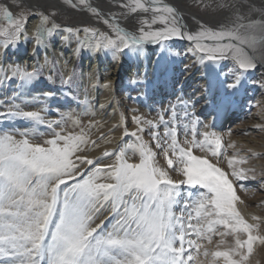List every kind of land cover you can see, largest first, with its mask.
I'll return each mask as SVG.
<instances>
[{"label":"snow or ice","instance_id":"snow-or-ice-1","mask_svg":"<svg viewBox=\"0 0 264 264\" xmlns=\"http://www.w3.org/2000/svg\"><path fill=\"white\" fill-rule=\"evenodd\" d=\"M66 2L72 8L87 9L107 25L108 32L89 26L63 29L66 34L61 36L62 41L79 37L81 32L100 37L84 41L94 52L110 50L118 54L144 42L176 38L187 39L193 45L189 51L194 55L199 53L201 61L231 57L239 71L252 69L259 59H264V6L259 10L250 6V11L259 14L254 19L240 15L234 6L221 5L222 9L233 10L234 19L218 26L200 23L196 31H189L175 6L161 0H130L120 6L132 14L151 12V18L140 20L136 31H128L117 22L115 13L105 14L87 0ZM32 15L39 16L34 34L35 50L61 29L52 14L33 12ZM3 19L8 25L0 28L3 37L0 48L5 50L26 34L28 15L16 16L4 7ZM156 24L162 27L153 28ZM82 50L83 46L76 52ZM45 66H49L51 74L47 78L52 81L56 63L47 59L44 64L32 65L30 71L28 66L16 65H9L4 71L11 72L10 78L19 77L24 82L43 75ZM73 75L66 79L61 75V83H74ZM90 75L94 77V73ZM238 79L237 76L230 86H235ZM112 85L113 81L108 80L104 86L111 89ZM103 107L101 104L100 108ZM175 107L166 110L174 117ZM41 112L21 111L17 105L15 111L8 110L0 116H21L50 128L61 123L46 121ZM188 115L185 112V117ZM133 119L137 125L159 127V123L150 120ZM163 122L165 132L150 131V135L166 157L169 151L175 155V163L167 158V165L182 174L184 179L179 183L163 167L157 166L155 153L143 142L138 145L139 162L130 163L124 148L89 159L82 154L85 151L82 145L88 144L82 133L56 132L51 139L39 143L30 141L28 130L0 132V264H200L192 253H199L201 248L204 257L213 258L212 264H218L216 258H223V264H246L254 243L257 240L264 243V236L253 235L260 225L249 223L237 208L239 197L228 173L207 154H193L195 148L201 152L208 150L213 157L222 155L218 151L222 146L221 137L207 131L202 134L193 131L192 139L185 140L188 146H180L178 125ZM144 131V127H138L130 135L139 140L138 133ZM187 134L186 131V137ZM197 135H202L203 140H197ZM112 157L115 159L111 163L101 164L103 159ZM246 159L241 158L239 162L244 163ZM235 161L236 156L228 157L229 168H233ZM245 171L233 170L232 175L247 179ZM183 184L199 186L202 190L177 216L173 207L179 203L177 197ZM104 211L109 216L96 223ZM193 211L197 218L195 224ZM109 217L115 222L110 229L102 230ZM217 226L226 231L220 232ZM239 233L246 234V239L240 238ZM213 235L221 237L217 250L201 243L207 241L211 245ZM228 235L235 238L234 245L219 250L220 245L226 244L223 237Z\"/></svg>","mask_w":264,"mask_h":264},{"label":"rangeland","instance_id":"rangeland-1","mask_svg":"<svg viewBox=\"0 0 264 264\" xmlns=\"http://www.w3.org/2000/svg\"><path fill=\"white\" fill-rule=\"evenodd\" d=\"M74 1L77 3V0ZM189 1L191 2L188 3V1H185L184 3L186 5L189 4L190 6H193L196 12L204 14L211 11L217 14L221 13L222 10L228 11V9H222L220 7L221 5L240 7L247 6L245 9L246 13L250 6H254L257 10L264 6V0H225L220 3L215 0ZM17 5H20L19 0H0V28L8 25V22L3 19V8L7 7L16 16H19L21 13L27 14L28 19L33 16V12L37 14L41 12L45 14H52L53 21L60 26V29L68 27L83 28L85 26H89L95 27L101 32H108V30L93 23H84L79 17L80 15L78 16L69 12L61 13L60 10L55 8L33 11L31 8L26 7L27 5L25 4H22L19 7H17ZM256 6L260 7L257 8ZM226 11L224 12L225 14L227 13ZM253 15L257 14L253 11H251V13H247V15L245 14V16ZM48 26L50 27L51 25L49 24ZM61 31L64 32L63 30ZM60 33V31H57L44 41V43L52 51H54V43ZM34 34L30 37L35 41ZM0 39L3 40V37L0 36ZM97 39H100V37H92L90 35L86 36L83 32L79 34V37L71 36L69 38V41L80 43L81 46H83V50L79 52L71 73L74 74V83L70 85H64L60 81L61 75H63L65 79L67 77L62 71L56 56H54L50 61L56 63V75L53 76L52 81L48 80L45 68L43 70V75L24 82H22L18 77L10 78L11 74L7 75L4 72H1L0 113H4L8 110L15 111L16 106L18 105L21 111L42 110L41 114L45 116L46 121H61V123L58 126L53 125L50 128L47 124H40L21 116H0V132L28 130L30 132V141L39 143H43L44 141L51 139L53 134L56 132H60L62 134L72 132L76 135H80L82 133L88 140L87 145H82V148L85 149L82 154L86 155L89 159L101 157L105 151H118L120 148H124L126 158H128V162L130 163L139 162L140 156L138 145L143 142L146 143L155 153V162L158 166L163 167L176 183H179L184 178L181 173L173 170V168L167 165V158H172L175 163V155L169 151L166 157L165 152L161 148H157L156 141L154 139L151 142V139H147L146 136H139L140 139L138 140L136 136L130 135V133L135 132L134 129L131 128V112L137 113L138 111L134 105L135 100H141L140 103L142 106L146 109L150 108L154 114H157L156 116L159 117L158 119L161 120V117H163V121L172 122L171 126L178 125L177 140L180 146H188L185 143V140L192 139L193 131L198 134H202L206 131L212 133L220 130V132H236V134L241 137V131L244 128L247 129L249 126L250 129L248 131L250 132L248 133L250 134V137L254 136L255 139L261 141L264 140V125L261 124L262 121L258 124H255V121H253L257 120L258 116L264 113V89L261 88L262 86L259 82L260 80L257 82L254 81V79L257 78L255 73L259 71L260 66L256 65L254 68L245 71H252V73H255L250 79V81L252 80L251 84L250 81H247L242 86L243 91L239 99L237 94L234 93L232 86H230V84L234 82L233 76L231 77L230 73L225 74L224 70L226 67L219 64L222 60L209 59L211 69H209L210 71L208 74H204L200 68L197 69L196 67L193 77H188L182 82L181 80L175 81L172 79L169 81L168 79L166 85L170 86L172 90L170 92L165 89L161 90L163 83H161L159 79H155L153 82L154 84H150V80H148L143 84L144 89L143 93H141V97H139L140 99L137 98V95L134 94V92H131L130 95H128V104H124L125 95L122 93V88H124L127 83V70L125 71L124 68L123 52L128 49L125 48L122 52L118 53L121 58V71L118 75L115 86H113L114 93L111 100L104 104L100 102V93L105 89L101 76H99L97 82L94 84V90H92L93 92H90L87 89L84 90L83 84V58L85 57L86 50L89 49L87 45L84 44V41H93ZM35 55L37 56L36 52ZM6 57L11 59L12 53L7 52ZM41 64L43 63L37 59V65ZM181 64L183 63L181 62ZM102 65L103 64L100 62L99 68ZM187 67L188 66L186 64V69H188ZM174 69H176V71L179 70L178 64H174ZM183 69L184 68H182V75H185V71ZM173 75L177 74L173 72L172 77ZM6 76L10 79H6ZM175 78L181 79L180 77ZM214 89L217 90L216 92L219 94V98H221L224 94L222 93L224 91L223 89L227 90L228 93L224 95L223 99L216 100L215 94H213ZM183 91H191L196 97V101L192 102V104H188L182 97L184 95V93H182ZM46 93H51V95H45ZM151 102L157 103L155 104L156 107L149 106V103L151 104ZM101 104L104 105L103 108H100ZM230 104L231 111L226 115L225 111ZM164 105H168L167 108L164 107ZM171 106H176L175 117L171 111H166L170 109ZM185 112L189 114L188 117H185ZM116 115L119 116V120H116ZM220 115H223V117L219 124H217L215 119L217 120ZM73 121H78L79 123L74 124ZM90 124L91 127H89ZM159 128H156L154 132L159 131L163 134L165 132L164 122L163 125H159ZM186 131L188 133L187 137L185 136ZM125 132L129 133V135H125ZM147 135L150 136V138L152 137L150 133ZM170 139L171 138L169 137L168 140L170 141ZM196 139L203 140V136L197 135ZM209 139L211 140L212 137L209 136ZM250 141L254 143L253 140ZM218 151L222 152V155L218 157L211 156V152L208 150H206V152H201L199 149L195 148L193 149V154L203 155L206 153L207 156L210 157L211 161L216 163L217 166L222 167L226 173L229 171L233 172V170L238 171V169L241 168L242 165L238 160L234 162L233 168H229L227 159L229 156L242 155L244 154L243 151L234 146L221 147ZM263 156L264 154L262 157ZM246 158L249 157L247 156ZM113 159H115V157H112L111 159L105 158L101 161V164L111 163V160ZM235 181L238 186L250 189L256 194L259 192L264 193V184L261 185L257 178H236ZM201 190L202 189H200L199 186L194 187L183 184V186L179 189L180 196L177 197L179 203L173 207L174 213L177 216L181 215L184 205L186 203H190L195 198V195ZM188 210L192 211V209ZM184 214L186 216V212ZM108 216L109 213L104 211L96 220V223H99L100 220H104L105 217ZM114 222L115 221L109 217V219L105 221L102 230L110 229ZM192 223H197L194 211ZM201 223H203V221H201ZM217 228L220 232L226 231L222 226H217ZM192 238L196 239L195 236ZM220 239V236L213 235V242L211 245L207 244V241H201V243L212 250H217L216 245ZM223 239L226 244L220 245L219 250H223L228 245H234L235 238L233 236H224ZM192 254L196 257L200 264H212L213 262V258L211 256L204 257L203 248L199 250V253L193 251ZM216 260L218 264H223V258H216ZM247 262L246 264H248Z\"/></svg>","mask_w":264,"mask_h":264},{"label":"bare ground","instance_id":"bare-ground-1","mask_svg":"<svg viewBox=\"0 0 264 264\" xmlns=\"http://www.w3.org/2000/svg\"><path fill=\"white\" fill-rule=\"evenodd\" d=\"M185 1H188V3L191 2L189 0H161L162 3L173 5L180 11V13L183 15L184 23L187 25L189 31H196L200 23H205L209 26H218L219 24L228 23L230 20L234 19L232 9H228V11L222 10V12L219 14L213 11L207 12L206 14L198 13L195 11L193 6H190L189 4L186 5L184 3ZM215 1H218V3H220L225 0ZM73 2L75 3L74 0ZM87 2L92 4V6L94 7L100 8L105 14L115 13L117 16V22L122 28H125L128 31H136L139 27L140 20L145 18L150 20L151 18V12L143 13L142 11H138L137 14H132L127 9L120 6L124 3L130 2V0H87ZM19 4H25L27 5L26 7L31 8L33 11L55 8L60 10L61 13L69 12L78 16L80 15L79 17L84 23H93L109 31L107 25L103 24L102 21L97 20V18L92 15L87 9L82 10L79 7L72 8L66 2V0H19ZM246 7L247 6H234L235 10L238 11L240 15L244 16L245 14L247 15V13H251V11L249 10H246L247 13L245 12ZM256 7L258 8L260 6ZM225 11L227 12L226 14L224 13ZM253 12L257 15H253L251 17L254 19H258L259 14L257 13V11ZM38 22V16L30 17L27 21L26 34L22 35L19 41L14 44V46L10 45L5 50L3 48H0V73L4 72L5 74L10 75L11 72L6 73L4 71V69H6L9 65H16L21 67L28 66V70L30 71L32 65H37V59L44 64L45 59L51 61L54 56L57 57L62 71L64 72L66 77H68L72 73L79 54V52H76V49L78 47H81V44L74 43L69 40L62 41L61 36H63V34L65 33L61 30L66 29L63 28L60 30L61 33L54 43V51L49 49V47L44 42L41 43L38 48L33 50L35 48V41L32 40L30 36L35 33ZM152 27L158 28L162 27V25L156 24L152 25ZM0 42H2L1 39ZM192 47L193 45L187 39L173 38L164 42H144L138 47L133 46L126 49L123 52L124 68L125 71L127 70V83L125 87L122 88V93L123 95H125L124 104H128V95H130L131 92H134V94L137 95V98L141 97V93H143L144 89L143 84L148 80H150V84H152L155 79H159V81L163 83L161 90L165 89L170 92L172 91L170 86L166 85L168 79L169 81L173 79L175 81L181 80L182 82L188 77H193L196 71V67L197 69L200 68L204 74H208L210 71L209 69H211L209 65L211 63L209 59L201 61V55L199 53L194 55L189 51V49H191ZM7 52L12 53L11 59L6 57ZM35 52L37 53V56L35 55ZM220 60L222 61L219 64L226 67V69L224 70L225 74L230 73L231 77L233 76V81L237 76L239 77L238 83H236L235 86H232L234 93L237 94V97L239 99L243 91L242 86L247 81H250L255 72L253 71L254 73H252V71H239L237 65L235 64V61L231 57L221 58ZM180 61L183 64H181ZM100 62L103 65L99 68ZM174 64H178L179 70L176 71V69H174ZM186 64L188 66V69H186ZM256 65L260 67L259 71L255 73L257 78L254 79V81L257 82L258 80H260L259 82L261 83V88L264 89V59H259L258 62H256L255 66ZM182 68H184L183 70L185 71V75H182ZM45 70L47 76H49L51 74L49 71V66H45ZM120 71L121 58L119 54H114L110 50L96 52L89 49L86 50L85 57L83 58L84 90L87 89L90 92L94 90L93 86L97 82L99 76H101V80L104 85L108 80L113 81L111 89L104 86L105 89L100 93V102L106 104L112 98V95L114 93L113 86H115ZM171 71L172 73L174 72L177 75H173L172 77ZM92 73H94V77L90 75ZM175 77H180L181 79ZM251 82L252 80L250 81V84ZM233 83L234 82H232L230 85H233ZM223 90L224 91L222 93L224 94L221 98H219L220 96H218L219 94L216 92L217 90H213V94H215L216 100L223 99L224 95L228 93L227 90ZM191 91L182 92L184 93L182 97L188 104H192V102L196 101V97L192 94ZM140 101L135 100L134 105L136 106L138 111L137 113L131 112V128L136 132L138 127H144L145 131L138 133L139 136H146V138L149 140L151 139L152 142L153 138H150V136H148L147 134L150 133V131L154 132L156 127H152L147 124L137 125L133 117H139L141 120H150L153 121L154 124L159 123V125H163V122L158 119L159 117L156 116L157 114H154L153 111L150 110V108L146 109L145 107H143ZM155 104L157 103L151 102V104L149 103V106H155ZM167 106L168 105H164V107L166 108ZM230 111L231 104L228 105L227 110L225 111L226 115L229 114ZM262 115H259L257 120H253L255 121V124H258L262 121L261 124L264 125V113H262ZM222 117L223 115H220L217 120L215 119V122L219 124ZM116 120H119L118 115H116ZM249 129L250 126L247 127V129L244 128L241 131V137L240 135L236 134V132H220L219 130L212 133H215L217 136L221 137V147L231 145L244 152V154L242 155H235L236 160L240 161L241 158L247 156L249 157L244 163H241L242 166L240 169H238V171H240L241 169H245V175L247 177L257 178L262 185L264 184V156L262 157V155L264 154V140L261 141L255 139L254 136L250 137V134L248 133L250 132L248 131ZM250 140H253L254 143H252ZM205 154L206 153H204L203 155ZM228 177L232 181L234 190L239 197V200L236 204L237 208L249 223L260 225L258 229L253 231V235L264 236V193L259 192L258 194H256L250 189H245L244 187L238 186L235 181L236 177L233 176L232 172L230 171L228 172ZM239 236L242 239H246V234L244 233H239ZM247 263L264 264V243H261L259 240L254 243L253 252L249 255Z\"/></svg>","mask_w":264,"mask_h":264}]
</instances>
